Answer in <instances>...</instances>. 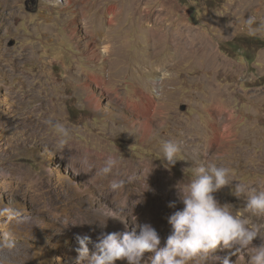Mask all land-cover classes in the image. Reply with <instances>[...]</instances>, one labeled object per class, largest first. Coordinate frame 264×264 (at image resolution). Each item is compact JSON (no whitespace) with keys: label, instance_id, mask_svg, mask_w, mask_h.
<instances>
[{"label":"rangeland","instance_id":"rangeland-1","mask_svg":"<svg viewBox=\"0 0 264 264\" xmlns=\"http://www.w3.org/2000/svg\"><path fill=\"white\" fill-rule=\"evenodd\" d=\"M248 16L264 24V0H0V209L15 213L0 217V239L15 245L0 247V264H74L77 234L95 241L102 231H131L132 215L163 246L167 217L183 207L178 187L201 163L264 189V29L249 35ZM48 121L69 130L64 146ZM169 139L180 144V159L165 168L157 157ZM109 155L137 169L122 190L110 189L95 165ZM140 170L158 180L146 184ZM214 195L244 211L228 187ZM124 196L125 222L102 228L98 221ZM229 258L246 264L248 255Z\"/></svg>","mask_w":264,"mask_h":264},{"label":"clouds","instance_id":"clouds-1","mask_svg":"<svg viewBox=\"0 0 264 264\" xmlns=\"http://www.w3.org/2000/svg\"><path fill=\"white\" fill-rule=\"evenodd\" d=\"M254 25H257L256 17L248 16L245 26L249 35L254 36L264 29V24ZM48 123L59 138V145L64 146L70 136L69 130L63 124ZM160 126L163 128L165 125L162 122ZM180 151L177 141L165 140L161 144L162 156L157 158L165 168H170L180 159ZM117 164L118 158L109 155L99 170L100 175L107 177ZM231 176L228 167L206 162L194 169L190 179L181 182L178 199L183 207L167 217L172 231L163 246L156 229L147 223L137 224L136 217L132 215L134 226L131 231H102L95 241L87 234H77L74 264H115L117 260H124L127 264H234L229 256L241 252L248 255L246 264H264V225L256 222L264 220V189L249 188L241 182L233 184ZM125 183V180L114 179L109 187L113 191L122 190ZM225 187L232 196L243 199L244 211L234 212L230 203L219 202L214 194ZM145 190H148V185L143 192ZM127 201L128 196H124L118 206L108 208L103 223L98 221L99 225L106 227L108 219L124 223ZM168 206L175 207V202ZM0 217L12 220L15 213L11 208H3L0 209ZM84 223L87 222L72 224ZM257 237L261 240L259 245L253 244ZM14 246L7 237L0 239V247L12 249ZM224 249H235V252L223 257L216 255L218 250ZM239 259L245 260L243 255Z\"/></svg>","mask_w":264,"mask_h":264},{"label":"bare ground","instance_id":"bare-ground-1","mask_svg":"<svg viewBox=\"0 0 264 264\" xmlns=\"http://www.w3.org/2000/svg\"><path fill=\"white\" fill-rule=\"evenodd\" d=\"M113 9H114V6H110L109 7V9H108V11H107V13H109L108 14V17H106L105 19L108 21V22H113V15H112V12H113ZM106 13V14H107ZM70 22L71 23H73V24H75V25H78V20L75 18V17H72L71 19H70ZM73 28V27H72ZM73 31H74V29H73ZM99 38V41H100V36L98 37ZM97 38V39H98ZM31 47V46H30ZM105 49H103V48H100L99 49V55H100V57H102L101 56V54H104L105 52ZM91 53H92V55L93 54H95L96 52H95V49L93 50V51H91ZM30 57V56H29ZM145 72V71H144ZM91 77V76H90ZM92 78V80L95 82V84L96 85H102L103 84V82L100 80V79H97V78H95L94 76H92L91 77ZM153 79L157 82L158 80H159V77H157V76H155V75H153ZM152 86V85H151ZM158 88L159 87H154V89L157 91L158 90ZM154 91V90H153ZM138 94V93H137ZM88 98V97H87ZM93 98H89V99H87V103H88V105H97V103L98 102H96V101H94V100H92ZM153 100V99H152ZM128 104V103H127ZM138 104V103H137ZM155 104V103H154ZM150 105H151V103H149L148 105H146L145 106V110H146V112H149L150 111ZM133 106H134V108H136V106L137 105H135V104H133ZM139 106V105H138ZM152 106V105H151ZM137 109V108H136ZM139 109V108H138ZM142 109V107L140 108V110ZM143 110V109H142ZM142 110H141V112H142ZM145 110H144V112H145ZM148 114V113H147ZM150 125H149V120H145L144 122H143V129H144V132H146L147 130H148V128H150L149 127ZM149 131V130H148ZM145 134V133H144ZM147 134V133H146ZM219 134L218 133H215V137H214V139H213V141L215 140V142L218 140V136ZM87 154V157H88V155H90V154H88V153H86ZM77 157V156H76ZM96 158H99V160L101 159H104L105 158V156H102V154L100 155H97V157H95V160H96ZM85 159V158H84ZM80 160V159H79ZM85 160H89L88 158H86ZM90 161V160H89ZM92 163H94L95 164V162L93 161ZM104 163V162H103ZM134 164V163H133ZM95 165H99V166H101V167H103V165H101V164H95ZM152 165V164H151ZM152 167V166H151ZM131 168H132V166H131ZM137 169H135V168H132V169H122V168H120V165L119 164H117V166L113 169V171H112V173L111 174H109L107 177H104L103 179H105V178H107V179H109V180H118V179H123V177L124 178H127L128 176L127 175H132V174H134V172L136 171ZM152 170H153V168H152ZM155 172V171H154ZM154 172L153 171H150V170H140V172H139V174L142 176V178H143V180L146 182V183H151V180L153 179V178H155V179H157V177L155 176L156 174H154ZM130 173H132V174H130ZM146 178V179H145ZM160 178V181L162 182V183H165L166 182V179H164V177L163 176H161V177H159ZM102 179V178H101ZM154 179V180H155ZM158 180V179H157ZM156 180V181H157ZM105 181V180H104ZM153 181V180H152ZM159 181V182H160ZM107 183V182H106ZM36 184H37V182H36ZM44 188V187H43ZM36 189L39 191V189H38V185L36 186Z\"/></svg>","mask_w":264,"mask_h":264},{"label":"crops","instance_id":"crops-1","mask_svg":"<svg viewBox=\"0 0 264 264\" xmlns=\"http://www.w3.org/2000/svg\"><path fill=\"white\" fill-rule=\"evenodd\" d=\"M260 51H262V52H263V51H264V47H263L262 49L258 50V52H260ZM227 119L231 120V119H233V117H232V116H230V115H228V116H227Z\"/></svg>","mask_w":264,"mask_h":264},{"label":"trees","instance_id":"trees-1","mask_svg":"<svg viewBox=\"0 0 264 264\" xmlns=\"http://www.w3.org/2000/svg\"><path fill=\"white\" fill-rule=\"evenodd\" d=\"M251 60V59H250Z\"/></svg>","mask_w":264,"mask_h":264}]
</instances>
